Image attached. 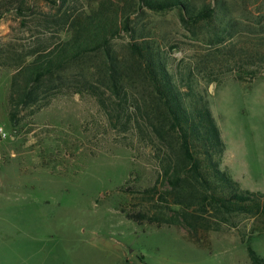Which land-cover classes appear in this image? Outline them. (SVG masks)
Returning a JSON list of instances; mask_svg holds the SVG:
<instances>
[{
    "label": "rangeland",
    "instance_id": "rangeland-1",
    "mask_svg": "<svg viewBox=\"0 0 264 264\" xmlns=\"http://www.w3.org/2000/svg\"><path fill=\"white\" fill-rule=\"evenodd\" d=\"M13 1L0 9V264H141L139 255L148 264H250L247 244L264 258L259 216L208 217L194 240L181 225L126 219L157 212V195L149 200L143 191L155 184L167 150L150 130L123 128L94 57L55 75L48 104L22 110L11 127L6 97L15 70L63 38L64 11L76 15L101 0ZM18 2L28 8L21 15ZM219 2L214 21L194 27L175 10L132 2V30L120 29L112 48L124 59L131 39L146 41L173 75L190 73L225 143L221 169L241 190L264 195V0Z\"/></svg>",
    "mask_w": 264,
    "mask_h": 264
},
{
    "label": "trees",
    "instance_id": "trees-1",
    "mask_svg": "<svg viewBox=\"0 0 264 264\" xmlns=\"http://www.w3.org/2000/svg\"><path fill=\"white\" fill-rule=\"evenodd\" d=\"M44 1L52 5L59 1L60 6L69 2ZM132 2L138 8L158 13L175 10L186 27L208 25L223 8L217 12L219 0ZM132 2L122 0L111 5L109 0H101L76 15L70 10L64 11L57 28L63 38L53 48L38 50L24 58L10 78L6 97L9 124L16 128L22 110L39 111L48 104L55 75L94 57L96 70L113 99L117 115L126 118L121 123L123 128L133 122L143 136L150 130L167 150L159 161L160 172L155 184L143 191L149 200L157 195L159 202L154 204L157 212L152 216L144 212L125 213L127 220L138 225H143L145 220L156 227L181 225L193 239L198 226H209L208 217L235 214L264 218V195L241 190L221 169L225 143L208 101L195 88L192 75H173L165 58L146 41L131 39L124 59L112 48L120 29L132 30L128 22ZM13 4V0H1L0 9L4 7L7 11ZM24 9L28 8L23 2L14 8L19 15ZM139 84L145 97L141 93L134 96ZM91 89H95L94 95L104 105L99 88ZM165 211H174V216L166 218ZM245 249L250 264H264V258L250 245ZM138 260L148 264L142 255Z\"/></svg>",
    "mask_w": 264,
    "mask_h": 264
}]
</instances>
